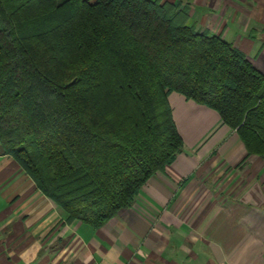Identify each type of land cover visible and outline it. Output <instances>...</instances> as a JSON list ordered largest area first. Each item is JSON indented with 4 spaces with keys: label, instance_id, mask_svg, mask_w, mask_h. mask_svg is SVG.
Segmentation results:
<instances>
[{
    "label": "trees",
    "instance_id": "1",
    "mask_svg": "<svg viewBox=\"0 0 264 264\" xmlns=\"http://www.w3.org/2000/svg\"><path fill=\"white\" fill-rule=\"evenodd\" d=\"M178 0H0V143L66 214L101 226L182 151L169 93L264 158V71Z\"/></svg>",
    "mask_w": 264,
    "mask_h": 264
},
{
    "label": "crops",
    "instance_id": "2",
    "mask_svg": "<svg viewBox=\"0 0 264 264\" xmlns=\"http://www.w3.org/2000/svg\"><path fill=\"white\" fill-rule=\"evenodd\" d=\"M264 71V0H178ZM184 147L101 226L73 220L0 143V264H264V158L169 93Z\"/></svg>",
    "mask_w": 264,
    "mask_h": 264
}]
</instances>
